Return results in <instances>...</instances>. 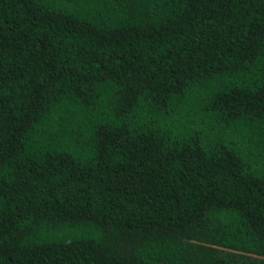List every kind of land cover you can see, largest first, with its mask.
Here are the masks:
<instances>
[{"label": "trees", "instance_id": "trees-1", "mask_svg": "<svg viewBox=\"0 0 264 264\" xmlns=\"http://www.w3.org/2000/svg\"><path fill=\"white\" fill-rule=\"evenodd\" d=\"M264 0H0V264H257Z\"/></svg>", "mask_w": 264, "mask_h": 264}, {"label": "rangeland", "instance_id": "rangeland-1", "mask_svg": "<svg viewBox=\"0 0 264 264\" xmlns=\"http://www.w3.org/2000/svg\"><path fill=\"white\" fill-rule=\"evenodd\" d=\"M243 256V258H249L251 260L256 261L257 264H264V257L263 256H257V255H252V254H243L239 253Z\"/></svg>", "mask_w": 264, "mask_h": 264}]
</instances>
